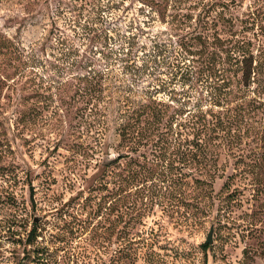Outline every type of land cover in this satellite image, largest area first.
Wrapping results in <instances>:
<instances>
[{
	"label": "rangeland",
	"instance_id": "1",
	"mask_svg": "<svg viewBox=\"0 0 264 264\" xmlns=\"http://www.w3.org/2000/svg\"><path fill=\"white\" fill-rule=\"evenodd\" d=\"M213 25L223 37L252 40L259 53L264 0H0V264H81L86 251L117 249L133 236L118 234L126 228L117 224L113 247L97 235L90 241L105 218L125 211L132 222L126 208L108 214L115 199L97 189L103 163L127 151L119 146L118 107L155 86L159 97L175 92L187 102L188 132L200 107L219 112L205 80L182 78L189 60L180 43ZM94 69L111 73L112 101L99 107L76 94L77 78ZM220 153L213 193L195 189L210 204L206 214L181 227L156 205L144 223L166 224L189 264H264V164L252 172L242 151Z\"/></svg>",
	"mask_w": 264,
	"mask_h": 264
},
{
	"label": "trees",
	"instance_id": "2",
	"mask_svg": "<svg viewBox=\"0 0 264 264\" xmlns=\"http://www.w3.org/2000/svg\"><path fill=\"white\" fill-rule=\"evenodd\" d=\"M180 46L182 57L189 60L185 63L183 82L205 80L206 95L220 110L200 107L193 113L199 122L195 121L188 132L184 120L189 107L186 101L173 96L175 92L163 99L159 97L160 88L148 86L143 94L126 97V103L118 107L116 130L119 146L127 151H118L115 158L103 163V176L97 189L103 190L104 197L115 199L112 207H106L108 214L116 206L121 211L126 208L132 222L129 225L130 221L125 219V211L118 214L116 221L105 218V224L97 227L90 241L97 235L103 240L99 245L113 243L117 224L126 228L123 231L119 226L118 234L132 231L133 236L117 249L101 252L99 247L96 253L86 251L83 256L87 261L81 264H189L182 243L171 236L169 227L160 219L147 226L144 213L150 215L156 205L161 206L162 218H172L174 225L181 227L189 225V219L206 214L210 204L195 189L213 193L221 148L242 151L250 157L252 172L264 164V46L260 45L259 53H255L252 40L223 37L215 25L181 42ZM110 75L109 70L94 69L79 76L76 94L87 106L99 107V102L106 105L112 101L107 94ZM125 92L129 94L135 89L130 87ZM175 101L183 102L175 107ZM83 109L86 110L83 115L92 114L86 107ZM244 136L250 141L243 142ZM215 138L220 139L219 144ZM237 138L239 141L234 146ZM146 152L153 157L148 158ZM171 155L175 156L174 160ZM210 197L209 203L215 196ZM37 230L35 223V240ZM201 245L205 250L210 247L208 243Z\"/></svg>",
	"mask_w": 264,
	"mask_h": 264
},
{
	"label": "water",
	"instance_id": "3",
	"mask_svg": "<svg viewBox=\"0 0 264 264\" xmlns=\"http://www.w3.org/2000/svg\"><path fill=\"white\" fill-rule=\"evenodd\" d=\"M35 220H38L37 218ZM214 232H215V226H211L210 232L205 240L206 243L211 244L214 241Z\"/></svg>",
	"mask_w": 264,
	"mask_h": 264
}]
</instances>
